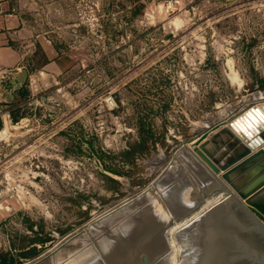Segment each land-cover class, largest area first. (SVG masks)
I'll list each match as a JSON object with an SVG mask.
<instances>
[{"label": "rangeland", "instance_id": "obj_1", "mask_svg": "<svg viewBox=\"0 0 264 264\" xmlns=\"http://www.w3.org/2000/svg\"><path fill=\"white\" fill-rule=\"evenodd\" d=\"M11 1L73 64L1 89L0 264H99L92 225L124 233L166 172L189 193L183 144L264 97V0Z\"/></svg>", "mask_w": 264, "mask_h": 264}, {"label": "water", "instance_id": "obj_2", "mask_svg": "<svg viewBox=\"0 0 264 264\" xmlns=\"http://www.w3.org/2000/svg\"><path fill=\"white\" fill-rule=\"evenodd\" d=\"M16 76L25 79L26 71ZM228 119L207 127L190 148L183 144L208 175L222 172L216 193H185L166 222H154L148 239L110 264H264V105L239 114L232 130L223 128ZM245 171L254 174L237 186L233 178Z\"/></svg>", "mask_w": 264, "mask_h": 264}, {"label": "bare ground", "instance_id": "obj_3", "mask_svg": "<svg viewBox=\"0 0 264 264\" xmlns=\"http://www.w3.org/2000/svg\"><path fill=\"white\" fill-rule=\"evenodd\" d=\"M257 104H264V103L250 104L249 106H247L245 110L243 109L240 110L238 114L231 116V118H229L226 121V124L223 126V128L225 127L230 128L229 126L233 123V119H235L239 114H244L247 110L254 108ZM4 134H5V131H4ZM258 149L259 147L255 148V150L252 152L257 151ZM194 160L197 163L196 164L197 167L199 169H202L203 171L202 170L198 171L197 169L195 170L193 169L192 171L194 172L193 175L196 176V181L194 182L192 181L193 183L191 181H188V179H186L189 185L188 188H190L189 192L216 193L214 192L215 190L213 187L216 184V182L219 184V180H221V178L219 177V174H221L222 172H220L217 176L215 175L211 176L210 174L209 176L207 175L205 171L206 167L205 165H203L201 160L195 156H194ZM193 166L195 165L193 164ZM167 174H168L167 172L162 174L144 192H142L141 197L145 199L144 194L147 191L149 190H151L152 192L155 191L156 200L152 203H149V206L147 205V208L142 212L141 216H139V218L136 221H133V222L130 221L132 222V224L130 226L128 225V228L124 231V233L122 234L114 233V232L111 233V231L106 227H103V226L99 228L95 227V225H97L96 223L99 221L95 222V225L94 224L92 225L94 228H96V230L101 231V234H103L104 236H107L109 238L107 239L110 241V244L107 246V250L105 249L104 251H102L98 247L97 242L93 244V247L95 248L98 258H99L98 260L99 264H110L111 259L129 256L130 253L135 249L136 243L138 241L146 240L149 238L153 230L154 222H166V220L173 213L175 207L184 199L185 188L181 182L183 176L178 172L175 174H171V173L168 175ZM252 174H254L253 171H245L238 177H234L233 181L235 182L237 186H240L243 182L250 179ZM166 175H167V178H166ZM165 178L167 179V183H168L166 187L161 185V184L163 185L167 184V183H164L163 181V179ZM190 178L192 179V177ZM260 180H261L260 178L255 179V181L253 182L252 185H250V187H252L254 184H257ZM159 187L160 189L163 187L161 192L159 191ZM221 194H227V193H221ZM162 196L165 197L167 201L163 200ZM139 199L140 197L136 198L133 202H131V204L139 203L138 202ZM131 204L127 203L121 206L120 208L110 212L108 215L115 216L118 212L125 209L128 205H131ZM93 239L95 240V238Z\"/></svg>", "mask_w": 264, "mask_h": 264}, {"label": "crops", "instance_id": "obj_4", "mask_svg": "<svg viewBox=\"0 0 264 264\" xmlns=\"http://www.w3.org/2000/svg\"><path fill=\"white\" fill-rule=\"evenodd\" d=\"M38 53L40 62L34 60ZM72 64L68 55L60 52L47 35L29 26L11 0H0V92L7 86L5 82L10 83L28 66L43 69L49 76H59ZM256 103H264V97L252 100L249 105Z\"/></svg>", "mask_w": 264, "mask_h": 264}, {"label": "built area", "instance_id": "obj_5", "mask_svg": "<svg viewBox=\"0 0 264 264\" xmlns=\"http://www.w3.org/2000/svg\"><path fill=\"white\" fill-rule=\"evenodd\" d=\"M178 0H167L165 1V12L168 15L173 14L176 10H177V5H178ZM4 134V130L0 129V143L3 140V135Z\"/></svg>", "mask_w": 264, "mask_h": 264}, {"label": "trees", "instance_id": "obj_6", "mask_svg": "<svg viewBox=\"0 0 264 264\" xmlns=\"http://www.w3.org/2000/svg\"><path fill=\"white\" fill-rule=\"evenodd\" d=\"M142 149H143V148H142ZM142 149H141V152H142ZM141 152H140V153H141ZM133 153H139V152H136V151H135L134 146L131 147V148H129V150H127V151L125 152V156L131 155V154H133ZM140 153H139V154H140ZM1 264H7V263H6L5 260H2V261H1Z\"/></svg>", "mask_w": 264, "mask_h": 264}]
</instances>
